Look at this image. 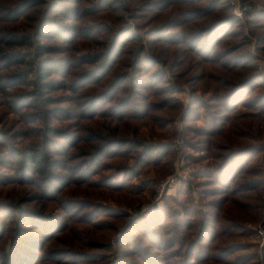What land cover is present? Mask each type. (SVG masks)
Segmentation results:
<instances>
[{"label": "trees", "instance_id": "16d2710c", "mask_svg": "<svg viewBox=\"0 0 264 264\" xmlns=\"http://www.w3.org/2000/svg\"><path fill=\"white\" fill-rule=\"evenodd\" d=\"M240 2L0 0V264H264V0ZM183 85L202 205L182 182L130 218Z\"/></svg>", "mask_w": 264, "mask_h": 264}, {"label": "rangeland", "instance_id": "374dc122", "mask_svg": "<svg viewBox=\"0 0 264 264\" xmlns=\"http://www.w3.org/2000/svg\"><path fill=\"white\" fill-rule=\"evenodd\" d=\"M228 2L234 8V13L237 14L239 18H242L243 13L242 10H240V0H228ZM244 31L248 33L246 27L244 28ZM249 39L251 44L249 45L248 51L252 55L256 56L258 69L264 76V56L256 53L254 48V40L252 38ZM180 88L181 92L177 95V97L181 103V110L174 122L171 125H167L165 127L156 126L141 128L142 132L149 139L155 141L160 140L172 142L173 149L165 157H163L160 162L140 169V174L132 179L134 184H139L140 180H147L150 183V187L143 191L142 197L144 198L142 203L137 204L138 207L127 209L130 218L140 215L146 217L156 209H163V211H167V199L177 196V190L183 185L182 182L185 183L186 179L192 178V174L194 172L204 167L205 161L197 159V156L200 153L184 148L182 146L183 140L180 138L177 131L179 127H181V118H183L187 113L186 108L189 101V90L187 86L183 85ZM197 124L200 125L201 123L198 122ZM261 157L264 163V152L261 153ZM171 176L175 179L174 185L171 188H165L163 193L160 195L158 190L159 184ZM189 182L190 185L187 181V183L184 184V187H182L185 196L192 198L196 206L202 205V200L199 199L196 194L194 179L190 180ZM109 205L115 206L113 202H109ZM118 234L119 231L116 230L111 235L109 241L112 245L116 242L117 239L114 237H116ZM116 238H118V236ZM253 242L257 241L253 240Z\"/></svg>", "mask_w": 264, "mask_h": 264}, {"label": "built area", "instance_id": "2783aa9c", "mask_svg": "<svg viewBox=\"0 0 264 264\" xmlns=\"http://www.w3.org/2000/svg\"><path fill=\"white\" fill-rule=\"evenodd\" d=\"M174 180L175 179L172 176L163 180L158 186L159 194L161 195L163 193V191L165 190V188H167V189L171 188L175 183ZM257 233L259 235L260 246H264V229L261 227L258 228Z\"/></svg>", "mask_w": 264, "mask_h": 264}]
</instances>
